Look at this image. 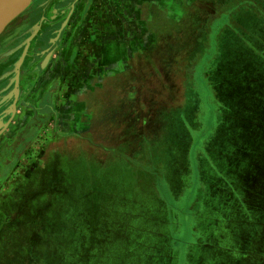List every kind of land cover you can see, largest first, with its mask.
<instances>
[{
    "label": "rangeland",
    "instance_id": "obj_1",
    "mask_svg": "<svg viewBox=\"0 0 264 264\" xmlns=\"http://www.w3.org/2000/svg\"><path fill=\"white\" fill-rule=\"evenodd\" d=\"M0 264H264V0L27 2L0 30Z\"/></svg>",
    "mask_w": 264,
    "mask_h": 264
},
{
    "label": "water",
    "instance_id": "obj_2",
    "mask_svg": "<svg viewBox=\"0 0 264 264\" xmlns=\"http://www.w3.org/2000/svg\"><path fill=\"white\" fill-rule=\"evenodd\" d=\"M30 0H0V30H2L12 19V17ZM32 38V37H31ZM29 38L26 42L29 44ZM20 60L17 66L20 65Z\"/></svg>",
    "mask_w": 264,
    "mask_h": 264
},
{
    "label": "crops",
    "instance_id": "obj_3",
    "mask_svg": "<svg viewBox=\"0 0 264 264\" xmlns=\"http://www.w3.org/2000/svg\"><path fill=\"white\" fill-rule=\"evenodd\" d=\"M38 38L35 37L34 39V43H36L35 41L37 40ZM258 72V71H257ZM247 75H245V73H241L240 75L237 76L236 79H234L233 81L234 82H237L238 83V87L241 89V94H244L247 90H244V89H247L246 86L248 85H252V81H248L247 80ZM218 159V158H217ZM219 160V159H218ZM219 165V164H218ZM221 167V166H220Z\"/></svg>",
    "mask_w": 264,
    "mask_h": 264
}]
</instances>
